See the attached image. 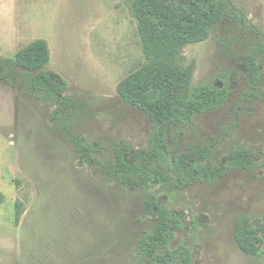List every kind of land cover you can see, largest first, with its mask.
<instances>
[{"label": "rangeland", "instance_id": "obj_1", "mask_svg": "<svg viewBox=\"0 0 264 264\" xmlns=\"http://www.w3.org/2000/svg\"><path fill=\"white\" fill-rule=\"evenodd\" d=\"M231 1L253 28L229 15L208 40L184 50L194 66L192 85H225L231 98L222 111L181 127L171 144L179 151L208 144L212 164L220 166L231 150L246 148L253 166L168 193L161 185L125 188L106 171L117 145L146 149L153 130L148 115L117 93L145 63L132 0H0L2 61L46 40V71L65 82L63 95L76 104L64 124L19 69L0 62V264H70L85 257L93 264H132L139 238L154 227L143 209L147 196L176 215L171 248H189L192 264H264V256L243 253L234 236L243 217L264 233V53L257 49L264 0ZM252 55L261 69L256 92L250 91ZM76 141L88 149L84 154Z\"/></svg>", "mask_w": 264, "mask_h": 264}, {"label": "trees", "instance_id": "obj_2", "mask_svg": "<svg viewBox=\"0 0 264 264\" xmlns=\"http://www.w3.org/2000/svg\"><path fill=\"white\" fill-rule=\"evenodd\" d=\"M132 11L138 23L145 63L118 84L117 93L124 104L148 115L153 130L146 149L132 150L128 144L117 145L112 160L108 161L107 173L125 188L148 189L150 185H161L169 193L194 182L214 183L229 170H250L253 157L246 148L231 150L227 164L220 166L212 164L213 151L208 144L185 151L171 144L181 133V127L208 113L222 111L231 98L225 85H192L194 66L187 63L185 48L208 40L226 16L231 15L243 29L252 27L248 19L231 0H132ZM257 49L264 53V36ZM248 60L254 71L250 91L256 92L261 69L256 65L255 55ZM50 61V48L43 39L32 42L13 59L0 58V62L19 69L27 77L33 91L56 107L55 115L65 124L73 119L76 104L63 95L67 89L65 82L46 71ZM75 145L79 154L88 150L80 141ZM15 208L18 225L21 203H16ZM143 209L154 227L139 238L138 255L132 264H192L189 248L183 245L171 248L177 218L166 203L147 196ZM234 236L243 253L263 258L264 233L250 218L236 222ZM70 264L93 263L85 257Z\"/></svg>", "mask_w": 264, "mask_h": 264}, {"label": "flooded vegetation", "instance_id": "obj_3", "mask_svg": "<svg viewBox=\"0 0 264 264\" xmlns=\"http://www.w3.org/2000/svg\"><path fill=\"white\" fill-rule=\"evenodd\" d=\"M212 149V148H211ZM159 202H161L160 200H159Z\"/></svg>", "mask_w": 264, "mask_h": 264}]
</instances>
